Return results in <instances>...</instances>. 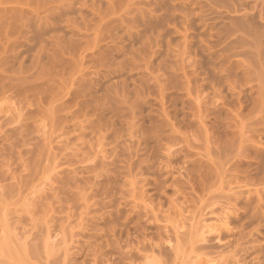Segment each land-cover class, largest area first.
<instances>
[{"label":"rangeland","instance_id":"rangeland-1","mask_svg":"<svg viewBox=\"0 0 264 264\" xmlns=\"http://www.w3.org/2000/svg\"><path fill=\"white\" fill-rule=\"evenodd\" d=\"M128 1L133 3L134 0ZM154 1L160 0H135L138 4H133L137 5V10L134 6L135 10L129 13L127 9L133 4L127 8L130 5L127 0L126 5L125 0H0V82L6 81L7 86L0 89V223L4 220L0 224V234L2 238L5 229L8 235L0 241L6 242L8 237L6 244L10 238L9 246L13 242L11 248L8 247L10 249L6 244L3 248L4 243L0 242V252L5 253L0 256V264H41L40 261L45 264L44 240H39L41 247L38 241L36 245L39 247L27 246L37 239L30 236L37 237L36 232L45 234L44 223L46 226L51 223L49 228H54L51 235L60 233V225L65 226V234L71 229L79 232V225L85 227L90 221L97 222L99 227L104 226L103 220L108 219L106 211L109 209L126 207L121 210L127 213L129 207L124 199L125 202L131 200V203L137 201L141 209L150 210L145 215L148 219L143 221V216L140 221L153 237L156 231L159 232L157 226L170 225L178 220L179 216L175 218L178 215L176 207L168 208L172 204L169 199L171 196L174 199L187 185H184V179H181V185H176L179 179L176 183L171 182L168 171L179 170L186 162H242L244 167L248 162H257L253 147L264 150V126L258 128L256 134L251 130L240 136L230 134L231 129L236 132L233 122L238 124L233 118L234 111L248 121L259 117L257 111L251 109V96L257 92L264 69L254 68L255 56L251 55L254 43H249L252 48L248 46V49L244 48L245 43L241 45L243 42L238 45L240 31L242 34L244 31L239 28L236 31L237 27L231 26L223 17L213 19L215 25L212 28H203L196 13L203 7L201 2L209 8L206 0H198L196 4V0H161L160 5ZM240 1H233L244 6L245 11L241 8L242 15L239 14L243 17L247 13L244 16L248 15L249 20L254 19L264 29V0ZM124 5L126 12L121 16ZM104 15L110 22L104 21ZM133 15L134 19L128 20ZM183 15L191 21L182 18ZM119 16H125L126 20L119 21ZM111 19L119 21L118 24L126 21V26L122 25L125 30L122 27L116 32L120 24L116 26ZM97 23L101 24L100 28L106 26L104 23L108 26V23L115 24L116 28L111 26L115 32L109 28L117 35L114 34L113 38L112 33H106L105 27L104 32ZM184 27L190 36L186 52L181 46L180 34ZM98 31L101 34L97 36ZM245 38L242 41L246 42ZM99 50H104L106 60L102 58L103 54L100 57L102 52ZM261 59L264 61V48ZM245 66L249 69L244 70ZM80 75H85V79ZM50 104L53 112L48 115ZM132 117L137 125L130 132L125 121L132 120ZM167 119L170 127L163 125ZM151 123L160 124L162 134L153 131L154 135H149L147 131L148 128L151 130ZM203 124L207 129L200 131ZM155 135L157 139L154 140ZM253 138L257 145L251 143ZM231 139L235 140V145L230 144ZM238 141H243L246 147L238 146ZM160 170L164 177L159 175ZM133 177L140 181L146 179L147 184L142 187L145 194L140 193L142 184L139 180L132 183ZM161 178L168 179L166 184L160 182ZM158 182L161 188H158ZM127 183L131 187H127ZM124 185L126 196H130L128 200L122 197ZM133 186L137 188L133 189ZM84 187L89 193L88 199L89 195L95 194L92 202L91 198L86 200L90 205L89 210L86 209L89 212H84L86 214L82 212L86 201L84 204L82 194L78 195L82 199L76 196L78 188L84 190ZM127 188H130L128 192ZM181 197L178 199L183 201ZM158 202L163 203L159 210L156 209ZM118 203L122 206L117 208ZM100 215L104 219H98ZM27 230H31L32 235L29 236ZM24 231L28 236H23ZM23 238L29 241L27 245ZM63 244L61 242L56 247L62 250ZM33 247H37V251ZM56 247L55 251H60ZM11 250L12 255L6 254ZM17 251L20 252L18 256ZM81 254L73 258L77 261L89 258ZM260 255L257 256L259 260ZM259 260L250 264H261Z\"/></svg>","mask_w":264,"mask_h":264},{"label":"bare ground","instance_id":"bare-ground-1","mask_svg":"<svg viewBox=\"0 0 264 264\" xmlns=\"http://www.w3.org/2000/svg\"><path fill=\"white\" fill-rule=\"evenodd\" d=\"M122 1L124 2V0H122ZM233 1L234 0H206V2L205 1L204 2L208 3V5H209V8H207L208 6L205 5L207 8L206 9V8H204L205 7L204 3L201 2V0H200L199 2H201L203 4V7L200 6V7H202L201 10L198 7V9L201 12L198 10L199 12L196 13L197 18L201 22L200 24L202 25L203 28H205V27L207 29L212 28L215 25V21L213 19L223 17L229 21V24H231V26L237 27V29L235 28L236 31H238V28H239V30L241 29L244 32L246 31L245 34L243 32L244 35L240 31L241 35H239V36H241V37H238V39H240V40H237V42L239 43L238 45H240L241 42H243L241 45H243L245 43L243 46H244V48L248 49V46L252 48V45H250V44L254 43V46H253L254 49L252 48L253 53H251V55L253 54L255 56L254 57L252 55L255 58L254 59V62H255L254 68L262 70V69H264V61L261 59V54H262L263 48H264V40H263L264 37L262 35H264V34L261 35V30H264V29H261L262 25L258 24L254 19H253L254 21L252 20V18H251V20H249L247 18L248 15L244 16L247 13L243 12L244 14L242 17L241 16L242 12H240V10L244 6L241 7L242 4L240 3L241 2L240 0H239L240 2L235 3L236 5L234 4ZM127 2H129V1L127 0ZM134 2H135V0L133 1V3ZM136 2H137V0H136ZM156 2L154 1V4ZM159 2L162 3V1L160 0L156 4L160 5ZM196 2H198V0L195 1V4H196ZM243 2L245 4V1H243ZM111 3H112V1H111ZM111 3H110V5L113 4V3L112 4ZM133 3H130V5H128L127 8L129 6H131ZM201 3H198V4L200 5ZM210 3H211V5H210ZM136 4H138V3H136ZM163 4L161 6H163ZM125 5H126V0H125ZM125 5H124V10H122V11L120 10L121 14L122 13L124 14L126 12ZM121 6H123V5H121ZM134 6L135 5L133 4V7L131 6L133 9H131V7H129L127 9V11H129V13H130L132 10H135V7L137 5L135 7ZM129 9H131V10H129ZM140 9H138V10H140ZM136 10H137V7H136ZM243 10L245 11L244 8H243ZM207 11H210V12H207ZM116 12H119V11L116 10ZM113 13H114V11H113ZM120 13H118V14H120ZM123 14L121 16H123ZM99 15H101V14H99ZM114 15L116 18L117 14L114 13ZM185 15L187 17L189 16L186 13H185ZM185 15H183L184 17H182V18H185L186 21L190 22L191 20L186 19ZM106 16H108V15L106 14ZM111 16H113V15H111ZM125 16H126V14H125ZM125 16L122 18L119 16L120 18L118 20L121 21L122 19L125 18ZM142 16L143 15L141 14V17ZM101 17H102V15H101ZM104 17H105V15H104ZM131 17L133 18L135 16L133 15V16H130V18ZM103 18H101V19H103ZM107 18L105 20L104 19L103 20L105 22H110V19L109 18L107 19ZM113 18H114V16L112 17V19ZM132 18L128 19V20L132 21L134 19V18L133 19ZM142 18H144V17H142ZM112 19H111V21L112 22L114 21V23H115L116 19H114V20H112ZM103 20L101 21L102 23H103ZM125 20H126V18H125ZM185 20H183V21H185ZM118 22H116L117 24L115 23L116 26H119V24H120L121 27L119 26L116 28L115 24L112 23L113 27L115 26L114 28H116V32L119 31V30L117 31L118 28L121 29L123 27L122 25H124V27L126 26V21L124 22L125 24L123 23V21L119 24H118ZM128 22H127V24L130 23V22L129 23ZM108 24L110 27L112 26L111 23H108ZM104 25L108 26L107 23H104ZM129 25H127V27L131 26V25L130 26ZM98 26H99V24H98ZM106 26H104V27L106 28V30L108 32H106V30H104V27L100 28L101 24H100L99 28L104 30V32H106V33H109V34L112 33L110 35H112V37H113L115 34L114 33L115 29L113 27H111L114 31V32H112L111 31L112 29L109 28V26L108 27H106ZM95 27L98 29L97 26H95ZM124 27H123V29H124ZM130 28H127V30H129ZM102 30H101V32H102ZM184 30H182V31L178 30V31L181 32L180 34L182 36V43H181L182 45L181 46H183L182 47L184 49L183 51L186 52L188 49L187 47H188V44L190 41L189 40L190 36H189V34H187L188 30L186 31V28ZM99 31H98V33H96V35L101 34V33H99ZM104 32H102V33H104ZM247 33L248 34L250 33V34L248 35ZM262 33H264V31ZM115 35H117V33ZM242 35L244 36V38L246 37L245 38L246 42H244V40L242 41V39H244V38H242ZM245 35H248L250 37L245 36ZM251 36H252V39H249V38H251ZM148 39L149 38H147V40ZM248 39L251 40L252 42H250ZM112 40L113 39H111V41ZM247 41H249V42H247ZM202 42H203V40H202ZM246 43H247V45H246ZM206 44H205V46H206L205 48L208 47L207 49H209V46ZM99 51H100L99 53L102 52L100 57L103 54L102 58H104V56L106 55L105 53H103L104 50L103 51L99 50ZM183 51H181V52H183ZM184 52H183V54L185 55ZM250 52H251V50H250ZM250 52H249V54H250ZM181 56H182V53H181ZM97 58H99V56ZM180 59H181V57H180ZM97 60H99V59H97ZM105 60H102V61H105ZM182 61H183V58H182ZM184 62H183V65H184ZM181 65H182V63H181ZM183 65H182V67H183ZM246 66H245V68H246ZM247 69H249V67H247L244 70H247ZM81 77H83L85 79V75L81 76ZM0 79H1V77H0ZM2 79H3V77H2ZM0 81L2 82V80H0ZM1 82H0V84H1ZM5 83H6V81L1 84L2 86H4V88H2V86L0 85L1 90L5 89L7 87ZM88 88H90V86ZM256 90H257V92H255V94L253 96H251V104H252L251 109L257 111V113L259 114V117L252 120V121L251 120L248 121L245 117H241L239 115L238 111H234L233 112V118L236 121L238 120V124L236 122H233L235 125L236 132L234 129H231L230 134L232 135V137H234L236 134H237V136H240L244 132H246L247 130H251L254 134H256L258 131V128L264 126V74H262L261 78H259V83L257 84ZM52 99H51V102H53ZM51 102H49V103H51ZM61 104H59V105H61ZM52 105H54V104L52 103ZM52 105L50 104L51 108H50V106H49V109L47 108L48 109V115L49 114L51 115L53 112ZM135 106L137 107V105H135ZM58 107H60V106H58ZM133 108H135V107H133ZM133 113H135V112H133ZM51 117H53V115ZM55 117H53V118H55ZM133 117H134V115H133ZM133 117H132V120H130L131 122L129 120H127L130 123H127V121H125L126 122L125 124L128 125V127L127 126L126 127L129 128L130 132H132L133 129L137 125L135 123V120H133ZM168 121H169L168 119L166 121H164L163 125L170 127V124ZM78 124L80 126V123H78ZM99 124H101V123H99ZM151 125H152V128H151L152 131L150 130V128H148L149 129L148 131H147V128L144 131L149 132V135L153 134V131L156 132L154 134H157V133L159 135L162 134L160 129H159L160 124L151 123ZM230 126L231 125H228V127H230ZM169 127L167 129H169ZM101 128H102V125H101ZM204 129H207L205 124L202 125V129L200 131H202ZM234 132H235V134H234ZM142 133H144V132H142ZM145 134H147V133L145 132ZM156 137H157L156 135H155V137H153L154 140ZM158 140H159V137H158ZM251 141H252L251 143H253V146L257 145L255 138L251 139ZM230 144L235 145V140L231 139ZM238 146H240V147L244 146V148L246 147V145L243 141H238ZM253 148H254L253 157L257 160V162H248L247 167H244L242 165V162H224V161H221V162L220 161L219 162H189L190 164L188 162H186V163L184 162L185 164L183 163L184 165L182 167H180L179 170L175 169L176 171H173L171 169L170 172L168 171L169 175H171V179L174 180V181H172L170 179L171 182L176 183L178 181L177 179H179V181L177 182L176 185H181L180 183L183 184V182H181L183 180H181V179H184V181H185L184 185H186V184L187 185L184 186L186 188V189L184 188L185 190L182 189L183 190V192H181L182 194L180 193L179 195H176L174 199L172 198V196H171V198H170V196H167L166 192L164 191V194L168 197V199L170 198L169 202L172 203L171 205H169L168 208L173 207V209H174V207H176L175 209L177 210L176 213H178V215H176V213H175V215H176L175 218L177 219V217L178 216L179 217H178L177 221H175L174 223H172L170 225L163 224L161 226H157L156 230H158L159 232L156 231V233L154 234L153 237L149 236L151 234L148 233V231H147L148 229L146 228V225L141 222L142 220L144 221V219H145V221H146V219H148L146 216L148 215L150 210H147L146 207H143L145 210L141 209L140 208L141 206L137 204L138 203L137 201L136 202L134 201L133 203H131V200L129 202L128 201L125 202L124 197L126 198L127 194H125L126 193V187H125L126 185H124L123 188H125V191H124V193L122 192V194H124V195H122V197L124 199V203H128L129 209H128L127 213H126V210L124 213L123 210H121V209L122 208L126 209V207H121L120 209L113 208L114 210L111 208L112 210L109 209L108 211H106V213L108 215V219H106V220L104 219V217H101L103 215H100L99 216L100 218H98V219H101V218L104 219L103 223L106 225V227H104L105 225L104 226L100 225V227H99V225H97L98 224L97 222H95V224H96L95 225V224H93L94 222L92 223L90 221V225L87 224L85 226L87 228H85L83 224H80V225H83V226H81L83 228L81 229V227L79 225V227H78L79 232L77 230H76L77 232H72L73 230L70 228L71 231L70 232L68 231L69 234H65L66 233L64 230L65 226L63 228V225H60V223H61L60 222L58 225H60L62 227V229L59 227V230H60V233L58 231L59 235L58 234L55 235L54 233L51 235V232H53L52 229L54 230V228L51 229L52 226L49 228L51 223H49L50 224L49 226H48V224L46 226L44 223V227L46 228V230H44V231H46V232H44L45 234H42L43 236L41 235V232H39V233L36 232L37 237H34V235L30 234L31 230H27L28 233L26 231H24V233H23V236L24 235L28 236L29 234L32 235V236H30V235L29 236L33 240L36 238L38 239L39 236H42V237H40L38 240L37 239L34 240L35 242H33L32 244H30L29 241H28L29 242V244H28V242H26L27 240H25L24 238L23 239H24L26 245L28 244L27 246H29V245L37 246L38 244L36 245V241L39 242V240L41 238L44 240L43 241L44 242V252L42 250L41 251L43 253H45L44 256H45L46 262H45V259L44 260L42 259L45 262V264H250V263H252L253 260L255 261V259H256V261H257V259L259 260V258L257 256L260 254H261L260 255L261 258L262 257L264 258V150H262L258 147H253ZM130 166H131V164L129 165V167ZM160 173H159V175L161 177L165 176L164 174H162L161 170H160ZM140 176L142 178L143 175H140ZM134 178L135 177L131 178L133 182L130 180L132 183L137 182V180L140 181V179L135 180ZM167 178H169V176H167ZM143 179L139 183V184H142L140 187L141 189L139 188L140 193H143V191L145 189L142 190L143 189L142 187H144V185L147 184L146 179H145V181ZM162 179L163 178L159 179L160 182L162 184H164L163 182H165V184H166L168 179H165L166 181L164 179L163 180ZM155 181H157V179ZM107 182H109V180H107ZM160 182H158L156 184L159 186ZM76 183H78V182H76ZM93 183L94 182H92V184ZM125 183H123V184H125ZM98 184H100V183H98ZM123 184H122V186H123ZM130 185L131 184L127 183V187ZM188 185H189V187H188ZM110 186H111V184H110ZM122 186H120V187H122ZM162 186L168 187V185H165V186L162 185ZM87 187H89V186H87ZM136 188H137L136 186H133V189H136ZM158 188H161V185ZM127 189H128L127 190V192H128L130 190V188H127ZM82 190L83 189L79 190V188H78V194L77 195L75 194V195L78 196V195L82 194V196H83L82 198L84 199L83 203L85 204V201L88 199L87 194H89V193H86V191H87L86 188L84 189L85 191L83 190L85 193L82 192ZM120 190L122 191V188ZM141 190H142V192H141ZM80 191H81V193H80ZM105 192H106V190H105ZM133 192H135V190H133ZM9 193H11V190ZM145 193H146V191L143 194H145ZM106 194H107V192H106ZM93 195H95V194H93ZM93 195L92 196L89 195V197L92 199ZM97 195L99 196V194H97ZM73 197H74V195H73ZM78 197H80V196H78ZM78 197H76V198H78ZM105 197H106V195H105ZM109 197H110V195H109ZM179 197L183 198V201H182V199L179 200L178 199ZM90 198L88 199L89 201L91 200ZM103 198H104V196H103ZM128 198L130 199V196H128L126 199L128 200ZM97 199H99V198H97ZM92 201H93V199L91 200V202ZM104 201L107 202V200H104ZM108 201H110V200H108ZM122 201H121V203H122V205H124ZM100 202H101V200H100ZM162 202L161 203L158 202V208H156V209L159 210V207L160 208L162 207V204H163ZM169 202H168V204H170ZM83 203L81 202L80 205H82ZM87 203L88 202L86 201L87 207H86V205L85 206L82 205L83 208L86 207L85 209L82 208L83 213L84 212L87 213V211L89 210L88 208L90 205H88L89 203L88 204ZM104 204H105V202L103 203V205ZM107 205H108V203H107ZM122 205L121 204L117 205V208L119 206H122ZM124 206H126V204ZM104 207H106V206L104 205ZM39 208H38V210H39ZM17 209H19V208H17ZM29 209H30V207H29ZM86 209H88V210H86ZM40 210L42 211V209H40ZM15 211L17 212V210H15ZM151 211H153V210H151ZM28 212H30V210ZM0 213H1V211H0ZM33 213L31 215H33ZM38 213H39V211H38ZM86 213H84V214H86ZM104 216H105V214H104ZM4 217H7V216H4ZM13 217H15V216H13ZM94 217L96 219L97 215ZM94 217H92L91 220H93ZM142 217H143V219L141 220ZM24 218H25V216H24ZM26 218H27V216H26ZM28 218H29V216H28ZM59 218L61 219L60 216H59ZM132 219L134 221L135 220L136 221L141 220L140 221L141 223L137 222V224H135L136 221L134 222V221H132ZM0 220H2V219H0ZM16 220H18V219H16ZM3 221H2V224H3ZM7 221H8V219H7ZM45 221L47 222V220H45ZM50 221L51 220H49V222ZM62 221H63V219H62ZM95 221H97V219ZM12 222H14V221H11V223ZM17 222H19V221H17ZM32 222L33 221H31L30 223H32ZM65 222H67V221H65ZM133 222H134V224H133ZM130 223H132L135 228L137 226V228H136L137 230L134 227H132V225ZM61 224H63V223H61ZM84 224H86V223H84ZM7 225H8V223H7ZM129 225H131V227ZM42 227L40 229H42ZM1 228L2 227H0V230H1ZM130 228H132L136 231H132V229H130ZM9 229H11V228H9ZM12 229H14V228L12 227ZM29 229H31V228H29ZM83 229H86V230L83 231ZM16 230H14V231L17 232L18 230L17 231ZM32 231H34L33 228H32ZM86 231H88V232H86ZM12 232H13V230H12ZM0 233H1V231H0ZM19 234H21V233L19 232ZM19 234L17 233L16 235L18 236ZM38 234H40V235H38ZM60 235H61V237H58ZM6 236H8V235L5 234V229H4L3 237H6ZM13 236H15V235H13ZM23 236H21V238ZM3 237L1 238V234H0L1 240L2 239L4 240ZM9 238H10V236H9ZM6 239L8 240V237ZM26 239H28V238L26 237ZM32 239H29V240H32ZM7 240H6V242H7ZM13 240L17 241L16 238H14ZM18 240L20 241V239H18ZM10 241H12L11 238H10ZM24 241L22 244L23 246H25ZM6 242L5 241L1 242L2 245L4 243L3 248H5ZM61 242H62V244L63 243L65 244V246H64V244L62 245V246H64V248H62V250L56 247ZM8 243L6 244V245H8L6 247H7V249H10L11 246L13 245V242L11 243L12 245H10V246ZM20 243H22V241ZM41 243L39 242L40 247H41ZM15 244L16 243H14V245ZM18 244L19 243H17V245ZM16 246H15V249L17 248V250H18V247H16ZM1 247L2 246L0 245V248ZM8 247H10V248H8ZM37 247H39V246H37ZM55 247L57 249H59L60 251H58V252L55 251ZM12 248H14V247H12ZM24 249H25V247H24ZM33 249H34V247H33ZM33 249H32V251H33ZM73 249H74V251L72 252ZM0 251H1V249H0ZM36 251H37V249H36ZM5 252H7V251H5ZM11 252H13V251L11 250L10 252H8L6 254L10 253L12 255ZM23 252H24V250H23ZM14 253L16 254V252H14ZM17 253H18L17 254V256H18L20 252L17 251ZM38 253H40V252H38ZM80 253H83L81 255H86L89 258H86L85 261L84 260L83 261H77L76 259L73 258L74 256L76 258V255L78 256V254L80 255ZM3 254H5V253H3ZM3 254L1 253L0 256L1 255L3 256ZM25 254H26V252H25ZM255 254H258V255L256 256ZM28 255L30 256V254H28ZM19 257H13V258L20 259ZM39 258H38V260H41ZM42 258H43V256H42ZM261 258L259 261H261ZM142 259H143V261L145 259V262H143ZM86 260H87V262H86ZM261 262L264 264L263 261H261ZM40 263L42 264V261H40Z\"/></svg>","mask_w":264,"mask_h":264}]
</instances>
